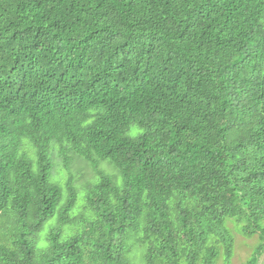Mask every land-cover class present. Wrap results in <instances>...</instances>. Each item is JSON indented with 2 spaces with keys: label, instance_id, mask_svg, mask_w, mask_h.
I'll return each mask as SVG.
<instances>
[{
  "label": "trees",
  "instance_id": "16d2710c",
  "mask_svg": "<svg viewBox=\"0 0 264 264\" xmlns=\"http://www.w3.org/2000/svg\"><path fill=\"white\" fill-rule=\"evenodd\" d=\"M228 218L264 248V0H0V264L229 262Z\"/></svg>",
  "mask_w": 264,
  "mask_h": 264
},
{
  "label": "rangeland",
  "instance_id": "374dc122",
  "mask_svg": "<svg viewBox=\"0 0 264 264\" xmlns=\"http://www.w3.org/2000/svg\"><path fill=\"white\" fill-rule=\"evenodd\" d=\"M50 159L53 163L51 181L52 182L59 181L60 186L61 185L64 186L65 182L70 176L72 178L73 185L76 187L77 191L79 192L76 206L72 211L73 213L72 215H77L81 209L79 208L80 205H83L82 195L85 185H87L89 181L95 179L96 173L95 171H93L89 163L75 156L72 157V161L69 166V169L65 170L62 166V159L58 153L57 146H53L50 148ZM101 164H102L101 167L108 174L113 175L120 182V176L118 174L117 177L118 172H116L117 170H115L112 165L108 164L107 162H101ZM65 199H66V191L63 188L62 199L58 206L59 208L62 206V203L65 202ZM57 217H58V213H56L54 217L48 221V223L45 225L44 230L41 232V236H43L51 228L55 227ZM241 225L242 224L237 223V221L233 218H228L225 220L224 226L233 239V251L229 262H227L225 260L224 252L221 250L216 264H248V262L251 260L253 256L257 258L256 264H264V248L258 250V247L262 244L260 237L258 235L244 236L240 231ZM140 262L141 264H143L141 257H140Z\"/></svg>",
  "mask_w": 264,
  "mask_h": 264
}]
</instances>
